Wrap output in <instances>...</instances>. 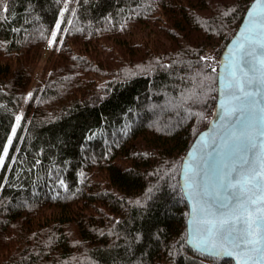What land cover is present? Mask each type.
<instances>
[{
    "label": "trees",
    "instance_id": "trees-1",
    "mask_svg": "<svg viewBox=\"0 0 264 264\" xmlns=\"http://www.w3.org/2000/svg\"><path fill=\"white\" fill-rule=\"evenodd\" d=\"M251 1L0 0V264H233L187 245L179 169Z\"/></svg>",
    "mask_w": 264,
    "mask_h": 264
},
{
    "label": "water",
    "instance_id": "water-1",
    "mask_svg": "<svg viewBox=\"0 0 264 264\" xmlns=\"http://www.w3.org/2000/svg\"><path fill=\"white\" fill-rule=\"evenodd\" d=\"M258 5L260 9H264V3H261V0H252L249 3L236 30L220 53L216 75L217 95L213 113L207 124L193 138L181 159L179 169V183L188 205L187 245L207 256L230 258L233 264H238L235 254L232 257L217 254L223 252L220 246L221 241L199 232L197 238L202 237L209 241V248L205 251L197 246L193 233L202 226L218 225L227 217L231 208L235 207L232 197L228 196L221 187L226 173L239 169L240 174L244 175L253 167L264 168V134H262L264 133V84L256 83L245 87V91L255 95L252 97V102L245 105L240 113L229 111L231 107L239 105L232 100L230 95L232 90L227 87L232 79V73L235 72L237 76H240L238 68L244 67L242 63H237L240 54L239 44L243 43L244 50L252 53V56L248 57L250 68L256 69L264 63V48H262L264 35L257 32L253 36L245 32V29L249 28V12ZM260 31L264 32V29ZM245 71H248V68H245ZM257 76L264 80V76L259 72ZM236 94L239 95V93ZM194 192L199 193L198 199L208 209L207 215H200L195 211ZM259 195V192H251L248 193V198L254 200ZM247 202L245 200V203ZM205 222L210 223L205 225ZM249 264H260V261L249 262Z\"/></svg>",
    "mask_w": 264,
    "mask_h": 264
},
{
    "label": "snow or ice",
    "instance_id": "snow-or-ice-1",
    "mask_svg": "<svg viewBox=\"0 0 264 264\" xmlns=\"http://www.w3.org/2000/svg\"><path fill=\"white\" fill-rule=\"evenodd\" d=\"M261 3H264V0H261ZM248 24L249 28L245 29V32L253 36L257 32L264 35V32L260 31L264 29V9H260L259 5L249 12ZM57 28H59V24ZM53 37H55V32ZM49 43L51 44L52 41ZM238 51L240 54L237 63H242L244 67L238 68L240 76H237L235 72L232 73V79L227 85L232 90L230 93L232 100L238 102L239 105L229 109L233 113L242 112L243 107L252 102L255 93L245 91L246 86H252L256 83L264 84V80L257 76V72L264 76V63H261L256 69L250 68L248 57H251L252 53L244 50L243 43L238 45ZM245 68H248V71H245ZM20 119L21 117H16L17 124H19ZM13 133H15V128ZM236 138L239 139V137ZM11 143L12 139L9 137L8 144ZM7 153L8 145H5L4 154L0 155V165H3ZM221 187L228 193V196L232 197L235 207L231 208L227 217L222 219L218 225L202 226L193 233L197 246L205 251L209 248L208 239L197 238L198 233L203 232L222 242L220 246L223 248V252L217 254L228 257L235 254L238 264H249V262L257 260L260 261V264H264V168L253 167L244 175L240 174L239 169H234L231 173L225 174ZM234 189L237 191H231ZM251 192H259L260 195L252 200L248 198V193ZM198 196L199 193L194 192L195 211L200 215H207L208 209L200 202ZM245 200L248 202L245 203ZM209 223L205 222V225ZM237 225H239V230H237Z\"/></svg>",
    "mask_w": 264,
    "mask_h": 264
},
{
    "label": "rangeland",
    "instance_id": "rangeland-1",
    "mask_svg": "<svg viewBox=\"0 0 264 264\" xmlns=\"http://www.w3.org/2000/svg\"><path fill=\"white\" fill-rule=\"evenodd\" d=\"M53 57V51L51 49H49L48 47L44 48L40 54V60H39V63L38 65H43L44 68H47L48 65H49V62L50 60L52 59ZM39 76V73H34L33 75V80H32V83L34 82V80ZM32 83L30 84V88H31V85ZM29 88V89H30ZM29 91V90H28Z\"/></svg>",
    "mask_w": 264,
    "mask_h": 264
}]
</instances>
